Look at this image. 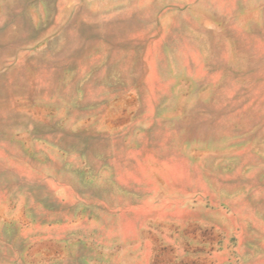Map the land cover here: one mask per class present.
Instances as JSON below:
<instances>
[{
    "label": "rangeland",
    "instance_id": "374dc122",
    "mask_svg": "<svg viewBox=\"0 0 264 264\" xmlns=\"http://www.w3.org/2000/svg\"><path fill=\"white\" fill-rule=\"evenodd\" d=\"M0 264H264V0H0Z\"/></svg>",
    "mask_w": 264,
    "mask_h": 264
}]
</instances>
